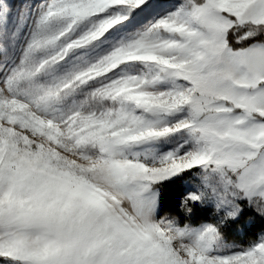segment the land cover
<instances>
[{"label": "snow or ice", "instance_id": "1", "mask_svg": "<svg viewBox=\"0 0 264 264\" xmlns=\"http://www.w3.org/2000/svg\"><path fill=\"white\" fill-rule=\"evenodd\" d=\"M0 264H264V0H0Z\"/></svg>", "mask_w": 264, "mask_h": 264}, {"label": "trees", "instance_id": "2", "mask_svg": "<svg viewBox=\"0 0 264 264\" xmlns=\"http://www.w3.org/2000/svg\"><path fill=\"white\" fill-rule=\"evenodd\" d=\"M174 197H175V186H169V188L166 190L165 209L168 211H171V212H175ZM205 219H208L206 217V213L203 212L202 210H200L199 208H197L193 214L191 223L193 225H197L198 223H200L201 221H203ZM182 222H183V218H182ZM244 222H246V218L241 223L243 224ZM260 227H261V224L259 221H257L251 227H248V226L244 227L243 234L237 233V234L233 235V237H231V238L237 239V240H245L246 236L248 238H250V234L252 232L259 230ZM232 228H234L235 231L236 230H238V232L241 231L238 226H233Z\"/></svg>", "mask_w": 264, "mask_h": 264}, {"label": "rangeland", "instance_id": "3", "mask_svg": "<svg viewBox=\"0 0 264 264\" xmlns=\"http://www.w3.org/2000/svg\"><path fill=\"white\" fill-rule=\"evenodd\" d=\"M206 217L209 218V214H208V213H206ZM198 224H199V223H198ZM198 224H197V225H198ZM243 224L245 225V227H247L246 222H244ZM194 226H195V225H194ZM237 233H241V231H239V232H238V230L235 231L234 228H232V229L229 230V236H230V237H233V235H235V234H237Z\"/></svg>", "mask_w": 264, "mask_h": 264}]
</instances>
